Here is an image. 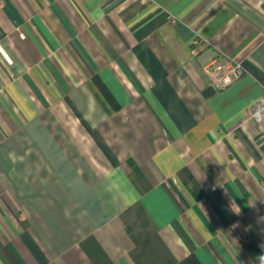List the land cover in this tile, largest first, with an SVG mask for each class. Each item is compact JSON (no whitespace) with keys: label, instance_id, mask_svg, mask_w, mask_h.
I'll list each match as a JSON object with an SVG mask.
<instances>
[{"label":"crops","instance_id":"1","mask_svg":"<svg viewBox=\"0 0 264 264\" xmlns=\"http://www.w3.org/2000/svg\"><path fill=\"white\" fill-rule=\"evenodd\" d=\"M263 93L264 0H2L0 264H264Z\"/></svg>","mask_w":264,"mask_h":264},{"label":"built area","instance_id":"2","mask_svg":"<svg viewBox=\"0 0 264 264\" xmlns=\"http://www.w3.org/2000/svg\"><path fill=\"white\" fill-rule=\"evenodd\" d=\"M1 6L2 0H0ZM203 71L209 76L211 87L215 90L226 88L243 76L242 65L228 56H218L209 62H205L203 64ZM262 107H264V93L248 112V115L255 118L254 113L258 108Z\"/></svg>","mask_w":264,"mask_h":264},{"label":"clouds","instance_id":"3","mask_svg":"<svg viewBox=\"0 0 264 264\" xmlns=\"http://www.w3.org/2000/svg\"><path fill=\"white\" fill-rule=\"evenodd\" d=\"M254 117L258 120L264 119V107L258 108L257 111L254 113Z\"/></svg>","mask_w":264,"mask_h":264},{"label":"trees","instance_id":"4","mask_svg":"<svg viewBox=\"0 0 264 264\" xmlns=\"http://www.w3.org/2000/svg\"><path fill=\"white\" fill-rule=\"evenodd\" d=\"M213 93L214 92H211V91L207 90V91L204 92V95L205 96H211Z\"/></svg>","mask_w":264,"mask_h":264}]
</instances>
